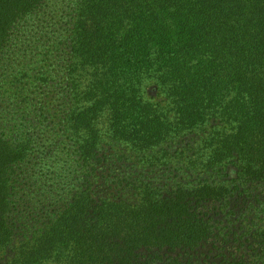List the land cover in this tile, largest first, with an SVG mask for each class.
<instances>
[{
  "label": "trees",
  "instance_id": "16d2710c",
  "mask_svg": "<svg viewBox=\"0 0 264 264\" xmlns=\"http://www.w3.org/2000/svg\"><path fill=\"white\" fill-rule=\"evenodd\" d=\"M43 1L0 0V61L14 25ZM77 12L65 128L83 168L80 186L3 264H155L163 251L177 253L164 264H264V213L246 238L226 234L212 215L230 190L264 182V0H82ZM153 54L172 58L164 73L172 119L141 89ZM211 121L218 125L194 165L212 175L231 164L238 175L164 197L141 179L130 183L134 200L100 189L105 135L145 152ZM32 147L0 132V251L14 238L13 176Z\"/></svg>",
  "mask_w": 264,
  "mask_h": 264
},
{
  "label": "rangeland",
  "instance_id": "374dc122",
  "mask_svg": "<svg viewBox=\"0 0 264 264\" xmlns=\"http://www.w3.org/2000/svg\"><path fill=\"white\" fill-rule=\"evenodd\" d=\"M81 1L44 0L35 12L14 25L0 61V132L9 139L33 140L31 158L13 176L16 194L10 219L14 238L0 251V264L10 261L18 245L33 241L63 211L80 186L83 168L65 123L71 99L67 66ZM171 62L170 57L150 56L141 88L144 97L170 119L174 112L166 85L171 75L164 73ZM105 121L101 119V125ZM211 125L218 123L211 121L145 152L105 135L101 144L104 164L98 166L100 189L134 200L138 191L130 189V183L141 179L153 183L164 197L179 185H193L212 176L222 181L238 175L231 164L218 167L212 175L201 166L196 169L194 161L206 151L204 138ZM149 156L152 158L147 159ZM233 192V197L217 205L212 215L226 234H244L246 238L250 227H254L251 221L264 213V182L241 184L230 190V195ZM206 253L202 250L201 256ZM176 255L169 251L162 254L164 262Z\"/></svg>",
  "mask_w": 264,
  "mask_h": 264
}]
</instances>
